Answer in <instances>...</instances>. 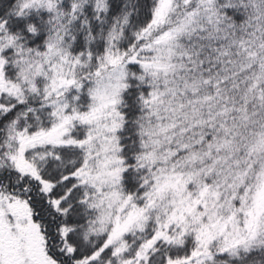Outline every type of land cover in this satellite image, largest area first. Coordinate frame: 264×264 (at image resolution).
<instances>
[{
	"label": "snow or ice",
	"instance_id": "obj_1",
	"mask_svg": "<svg viewBox=\"0 0 264 264\" xmlns=\"http://www.w3.org/2000/svg\"><path fill=\"white\" fill-rule=\"evenodd\" d=\"M0 264H264V0H0Z\"/></svg>",
	"mask_w": 264,
	"mask_h": 264
}]
</instances>
